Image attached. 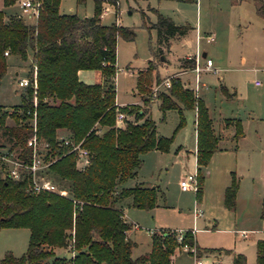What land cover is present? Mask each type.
Wrapping results in <instances>:
<instances>
[{"label": "trees", "instance_id": "1", "mask_svg": "<svg viewBox=\"0 0 264 264\" xmlns=\"http://www.w3.org/2000/svg\"><path fill=\"white\" fill-rule=\"evenodd\" d=\"M14 1L1 0V4L6 7ZM59 1L39 0L35 24H28L16 15L6 16L0 8V79L5 73L8 55L26 59L30 50L36 67L35 93L31 87L30 67L29 83L21 102L10 107L0 105V139L3 137L9 142L8 152L30 161L32 150L26 141L34 133L47 144L39 151L44 160L49 161L41 175L51 178L56 185L64 183L67 189L66 196L54 192L35 193L29 189V172L23 170L13 179L6 176L0 166V229L26 228L29 231L25 252L15 256L6 250L0 264H175L172 257L180 244L192 245L189 233H184L181 240L170 231L153 233L149 251L132 257L134 242L126 234L132 225L117 206L128 197L132 207H155L156 186L136 183L127 187L124 183L135 176L142 154L153 149L168 151L172 140V136L156 134L155 122L148 115V98L143 100L142 106L129 104L122 109L115 102L116 39L121 36L131 40L135 33L115 21L108 25L100 23L105 0H93V14L83 17L59 12ZM252 1L256 13L264 18V0ZM107 2L116 5L117 0ZM152 10L155 20L149 28L156 33L155 55H160L172 38L184 35L190 26L176 24L169 16ZM193 64L194 59L181 58L179 67ZM81 69L99 71L101 82H82L77 76ZM154 69L152 60H148L146 67L137 72L136 91L140 95L150 86ZM155 97L162 114L167 110L178 112L176 129L184 121L182 110H195V198L199 201L204 178L201 169L218 148L207 107L200 98L193 97L189 88L182 86L179 78L172 80L170 86ZM12 107L20 111L8 112ZM118 111L133 114V118L118 123L115 120ZM33 112L35 130L30 122ZM7 116L17 124L6 126ZM25 119L28 121L24 122ZM225 122L232 120L225 119ZM235 128V137H241L243 132L238 121ZM78 142L88 151L89 161L83 168L76 167V153L70 151V143ZM230 175V183L223 191V204L234 210L239 180L233 171ZM54 248H63L72 254L60 256ZM232 254L233 264H245L242 254ZM255 262L264 264V238L255 242Z\"/></svg>", "mask_w": 264, "mask_h": 264}, {"label": "rangeland", "instance_id": "2", "mask_svg": "<svg viewBox=\"0 0 264 264\" xmlns=\"http://www.w3.org/2000/svg\"><path fill=\"white\" fill-rule=\"evenodd\" d=\"M19 1L15 0L12 5L3 7L0 0V8L6 16L16 15L22 17L28 24H35L38 12L32 19L23 17ZM160 1L169 3L170 6H165L164 10L170 12L173 18L177 19L184 15L189 18L186 23L192 26L184 35L171 40L169 49L164 52L167 58L165 66L160 60L162 55H155L156 33L149 28V24L155 20V12L149 6L157 10L159 0H117L116 5L105 0L102 2L100 14L101 24L108 25L115 21L120 26L132 28L135 33L131 40L121 36L116 39L113 78L115 100L123 105L117 106L119 109L126 108V105L136 103L138 99L140 102L136 105L142 106L143 100L148 98L150 100L147 105L148 115L155 122L156 134L164 137L172 136L168 151L153 149L143 154L141 166L135 176L124 183V186H133L142 182L158 188L156 205L151 209L132 207L128 197L123 198L118 204L126 214L125 220L133 227L126 233L136 242L131 249V255L136 257L149 251L153 233L158 235L163 231H170L176 237L181 235L183 239L184 233L187 232L191 237L192 245L180 244L175 251L176 264H194L196 259L202 264H233L232 253L242 254L245 257V264H256L255 242L264 238V95H256L253 81L264 82L262 77L264 70L260 69L258 73L239 72L240 90L232 97L224 95L220 85L226 86L230 92L235 90L230 87L231 80L228 77L231 73L227 72L226 68L241 65L239 55L242 49L247 65L255 63L259 67H264V18L256 13L252 0H200V23L203 31L197 43V50L200 55L204 51L207 52L209 58L214 61L213 68L216 69L214 73L201 72L198 79L202 85L200 95L208 109V115L216 123L220 113L229 114L230 109L235 108L241 117L250 115L252 118L247 122L245 130L247 138L239 146L237 154L233 151L229 156L226 154L228 152H223L219 158L210 160L205 170L201 169L204 177L202 196L197 201L195 190H184L179 186L181 177L195 173V163L192 161V149L195 143L194 109L182 110L184 121L176 129L179 121L178 112L167 110L162 114L159 100L151 92L155 85L160 84L164 78L171 75L168 73L177 68L175 63L177 57L195 51L196 32L191 21L194 18L195 2L194 0ZM171 5H176L177 9L172 8ZM58 9L59 12L76 13L80 17L91 16L93 0L79 2L60 0ZM104 11L106 12L103 13ZM212 28L218 30V35L213 42H206L204 36L212 33L214 30ZM253 47L256 48V53L251 52ZM148 60H152L155 69L150 86L140 95L136 91V76L138 70L147 65ZM204 60L200 58V67L204 64ZM33 66H35L33 52L30 50L26 59L16 55L6 57V70L0 79V105L10 107L21 102L24 87L19 86L17 80L20 77L28 78L30 67L33 69ZM163 68L167 69V72ZM85 70L89 71L88 83L101 82V75L97 70ZM190 85L191 89H189L197 99L193 79ZM182 86L184 87L183 83ZM159 91L165 89L159 87ZM245 91L248 93L245 94ZM11 111L20 110L17 107L8 108V112ZM34 114L35 112L30 122H33ZM123 114V120L133 118V114ZM4 123L8 127L17 124L9 116L5 118ZM94 126L97 127L96 124ZM8 145L9 142L2 137L0 148L7 150ZM228 166L239 180L234 210L224 206L222 194L220 192L218 194L216 189L218 176L223 170L226 171ZM48 179L54 182L51 178ZM56 186L64 193L63 196H66L67 189L64 183L62 186ZM196 206L202 211V215L197 218L193 210ZM135 223L137 229L132 230L135 228L133 226ZM242 233H245V237ZM27 234L26 228L0 230V250H2L0 258L4 249L10 250L15 256L23 254L27 247ZM218 248L220 250H216ZM69 249L71 250V247ZM223 249H230L232 252L226 253ZM54 251L60 256L68 257L72 254L71 251H65L63 248H54ZM198 254L200 256L194 257Z\"/></svg>", "mask_w": 264, "mask_h": 264}, {"label": "crops", "instance_id": "3", "mask_svg": "<svg viewBox=\"0 0 264 264\" xmlns=\"http://www.w3.org/2000/svg\"><path fill=\"white\" fill-rule=\"evenodd\" d=\"M194 2H195V5H194V18L191 21L194 24V30L196 32L195 33V40H196V48H195V51H194V53L188 52V53H185L181 57H177V60L175 62L177 68H175V70H172L168 74H173L175 72H178V76H179V79H180L181 83L184 84V87H187V88H190V89H191V85H190L191 84V80L193 79L194 86L197 87V89L195 91L196 97H198L201 100H203L202 99V96L200 95V91L202 89L201 88L202 85H200L199 81L196 82V75H197V77L199 79L201 72H208V73H210V72L211 73L216 72V69L213 68L214 67V61L212 60V67H211L212 69H210V70L209 69H205L204 65H202L201 67L203 69L200 70L198 73H196L194 71V69H193L194 64H193V66L179 67V62H180V59L181 58L194 59V63H195V59H197V58H198V60H200V58H202V59L209 58L207 52L204 51L200 55L199 50H197V45H198L197 43L201 39V31H203V27L201 26V23H200V15H201L200 0H194ZM165 6L168 7L170 5H169V3H163L162 1L159 0V3L157 4V8H158L157 10L159 11V13H161V14H163L165 16H168L171 13L168 12L167 10H164ZM171 6H172V8L177 9V6L176 5H171ZM149 8L156 10V8H154V7H150L149 6ZM105 12L106 11H104L103 13H105ZM170 16H172V15H170ZM170 18L176 24H185L186 21H189L188 20L189 18L186 17V16H184V15H181V17H179L180 20H178L179 18H177V19L173 18V16L170 17ZM190 27H192V26H190ZM212 29H214V28H212ZM208 35H212L213 36V40L212 41H207V36ZM216 35H218V30L217 29H214L212 33L205 34L204 37H205L206 42H213L215 40V36ZM175 38H177V37H174L171 40H173ZM171 40H170V42H171ZM168 49H169V46H168L167 49H163V53L161 54L163 58L160 59V60L163 62L162 64L164 66H165V62L167 61V58L164 55V52H165V50H168ZM248 49H250V48H248ZM242 50L240 51V55H239V59H240L241 65H239V66H231V67L229 66V67L226 68L227 72L231 73L229 75V77H228L229 80H231L230 81V87L231 88H234L235 90L233 92H230L226 86L220 85V88H221L222 92L227 97H232V95H234L235 93H237V91L240 90L239 89V80H238L239 79V75H238L239 72L250 71V72L258 73V72H260V69L264 70V67H259L255 63L253 65H247L248 63L246 64V56L243 54V51ZM255 50H256V48L253 47V49H251V52L256 53ZM145 67H143L142 69H144ZM163 69H164V71L167 70V69L165 70V68H163ZM88 72L89 71H87L85 69L78 70V72H77L78 79L81 80L82 82L88 83L87 82V81H89V80H87V78L89 76V73ZM17 73L18 72H16V74ZM234 73H235V75L233 76ZM192 74H193V76H192L193 78L191 77ZM262 77L264 79V75H262ZM20 78H24V77H20ZM255 81L256 80L253 81V85L255 86V90L257 92L256 95L263 96L264 95V82H262L260 80H257V81H259V84L256 85L255 84ZM96 83H98V82H96ZM247 93L248 92L245 91V94H247ZM115 102H116V100H115ZM139 102H140V100L138 99V101H136V103H139ZM136 103H133V104H136ZM116 104L119 105V106H123L122 104H119L118 102H116ZM239 108H236V110L239 109ZM230 111L231 112L229 114H225V113L221 114L220 113L219 114L220 115V118H219V120L216 123H214L213 122L214 120L210 117L211 122H212V125H213V129H214V133H215V135L217 136V139H218V141H217L218 148L215 151H213V153H212V155L210 157V160H214L215 158H219V156H221L223 154V152H228L226 154L229 155L231 153L233 154V151L234 152L236 151V154H237V150H238L239 146H241L243 144V142L247 138L246 137V131L245 130H246V126L248 124L247 122H249V119H251L252 117L250 115L242 116L241 117V115L239 114L238 110L235 111V108L230 109ZM233 111H235V112H233ZM225 119H231L232 122L231 123H226L225 122ZM194 121H195V110H194ZM235 121H238L239 122V125L241 127V130L243 132V135L241 137H239V138H236L235 137V132H236ZM194 132H195V134H194L195 143H194L193 149H192V161H194V163H195L194 168H195V172H196L197 165H196V158H195V151H196V131H195V128H194ZM256 132H258L257 129H256ZM228 150H230V151H228ZM236 159H237V155H236ZM210 160H209V162H210ZM206 167H207V165L203 167V170H205ZM229 167L230 166H228V168L226 169V171H224V170L222 171V173L218 176L217 182H216L217 193L219 194V192H220V194H222V197H223L224 188L230 183V177H231L230 173H231V170L229 169ZM139 183H142V182H139ZM127 187H131V186H127ZM236 197H237V193H236ZM119 203H120V201L117 203V206H118ZM119 208H121V207H119ZM121 210H122V208H121ZM122 212H123V210H122ZM123 215H124L125 218H127L126 217V214L124 212H123ZM195 218H197V217H195ZM135 224L137 225V223H135ZM2 229H19V228H2ZM2 229H0V230H2ZM135 229H137V227H135L132 230H135ZM28 235H29V231H28V234H27V241H28ZM128 238H129V235H128ZM133 242H134V246H135L136 245V242L135 241H133ZM6 250H8V249H4L3 252H2V254ZM1 251L2 250H0V253H1ZM172 260L176 264V262H175V252H174V255L172 257Z\"/></svg>", "mask_w": 264, "mask_h": 264}, {"label": "built area", "instance_id": "4", "mask_svg": "<svg viewBox=\"0 0 264 264\" xmlns=\"http://www.w3.org/2000/svg\"><path fill=\"white\" fill-rule=\"evenodd\" d=\"M20 8H21V14L23 17L32 19L33 17L37 16L38 12V0H20ZM213 36L208 35L207 41H212ZM4 54L7 55V51H4ZM204 67L205 69H212V60L210 58H205L204 60ZM35 66H33L32 69V82L31 87L33 89V93H35L36 88V82H35ZM194 71L198 73L203 68L199 65L198 58L195 59ZM179 78L178 74H171L164 78L160 84L155 85L152 88V95L156 96L159 91V87H162L166 89L170 86L172 80ZM198 81V77L196 75V82ZM17 83L21 87H26L29 83L28 78H19L17 80ZM255 84L258 85L259 81H255ZM197 87H194V91H196ZM196 95V93H195ZM33 104L35 105V97L33 98ZM124 119V114L121 111H118L115 116L116 122L121 123ZM32 129L35 130V121L32 122ZM64 143H68L67 140H64ZM71 148L70 151H75L76 153V167L77 168H83L88 164V151L80 146V142L78 143H70ZM26 145L31 147V159L30 161L21 159L16 156V154L8 152L7 150H4L0 148V166L3 167V170L5 171L6 176L17 179L20 175V172L25 170L30 173V182H29V189L35 193L38 192H54L58 193L60 195H64L62 191L58 189L56 184L52 182L51 180L43 177L41 175V171L44 170L47 165L49 164V161H45L42 154L39 153L43 148L47 146V144L43 141H40L35 134L33 133L30 137H28L26 141ZM179 186L184 190H196L197 187V180H196V174L190 173L187 175H184L179 180ZM197 203V202H196ZM194 216L198 217L202 215V211L197 206L194 207ZM124 217V215H123ZM134 227H137L136 224H133ZM152 233V231H150ZM242 236L245 237V233H242ZM178 240L182 239L181 235L177 236ZM186 247V245H184ZM196 257V255H194ZM194 264H202V262L199 259H196Z\"/></svg>", "mask_w": 264, "mask_h": 264}, {"label": "water", "instance_id": "5", "mask_svg": "<svg viewBox=\"0 0 264 264\" xmlns=\"http://www.w3.org/2000/svg\"><path fill=\"white\" fill-rule=\"evenodd\" d=\"M163 57H161L160 59H162Z\"/></svg>", "mask_w": 264, "mask_h": 264}]
</instances>
